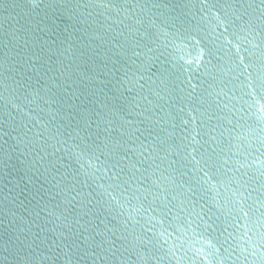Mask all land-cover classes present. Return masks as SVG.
I'll return each instance as SVG.
<instances>
[{
	"label": "water",
	"instance_id": "1",
	"mask_svg": "<svg viewBox=\"0 0 264 264\" xmlns=\"http://www.w3.org/2000/svg\"><path fill=\"white\" fill-rule=\"evenodd\" d=\"M0 264H264V0H0Z\"/></svg>",
	"mask_w": 264,
	"mask_h": 264
}]
</instances>
